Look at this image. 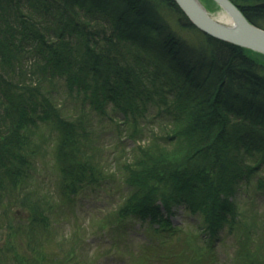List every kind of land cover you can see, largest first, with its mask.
<instances>
[{
    "label": "trees",
    "instance_id": "1",
    "mask_svg": "<svg viewBox=\"0 0 264 264\" xmlns=\"http://www.w3.org/2000/svg\"><path fill=\"white\" fill-rule=\"evenodd\" d=\"M231 1L264 28V0ZM53 79L82 108L114 112L125 138L146 135L116 161L126 190L102 226L139 219L160 264H211L228 234L238 264H264L249 219L254 198H264V54L201 31L175 0H0V228L9 229L0 264L59 263L45 248L50 202L28 182L25 148L43 150L30 149L34 127L58 129L61 199L103 175L83 151L84 119L66 118L43 86ZM153 116L165 122L145 134ZM13 203L28 209L27 221H12ZM179 207L196 227L174 224ZM14 234L31 254L17 250Z\"/></svg>",
    "mask_w": 264,
    "mask_h": 264
},
{
    "label": "rangeland",
    "instance_id": "2",
    "mask_svg": "<svg viewBox=\"0 0 264 264\" xmlns=\"http://www.w3.org/2000/svg\"><path fill=\"white\" fill-rule=\"evenodd\" d=\"M200 1L211 15L216 17L220 11L217 3L215 5L214 0ZM225 22L228 23L229 19ZM25 60L23 61L25 62ZM26 63L29 64L30 60L27 59ZM43 86L59 98L57 101L59 103L56 104H60L66 118L84 119V125L88 133L89 130L91 133L88 135L89 139H82L83 151L103 171L99 182L93 184L92 187L85 184L72 195V201L61 199L62 177L54 161L58 129L51 123L42 122L38 127H34V132L28 135L31 140L30 149L34 142H39L43 149L42 152L37 151L32 155V151L26 152L25 148V153L32 163V167L29 168L32 174L28 178V182L36 190L35 193L43 195L51 205L49 209H46V214L52 219V240H48L45 245L49 257L52 256L49 259L52 260L56 256L58 264H137L141 259L148 264H160L159 256L148 250L143 243L145 229L139 219L130 218L127 222L106 223L105 226H102V216L115 209L117 204L122 201L123 192L126 190V184L116 161L131 157L130 148L135 143L146 140V135L141 134L138 141L125 138L122 131L126 125L120 124L121 121L111 117L114 112L109 110L106 115L101 117L93 109L82 108L75 95H67L64 92V86L57 79H53V82L43 81ZM115 114L122 117L119 112ZM153 117V121L145 124V134L149 129L156 130L163 122V120ZM139 125L141 127L143 123ZM92 145L97 148H92ZM25 186L27 187L28 184L26 183ZM262 201L264 198L260 196L254 198L250 205L254 214H251L249 219L250 221L257 220V224H259L254 234L256 240L254 247L260 249L264 255V203ZM8 213L15 224L27 221L30 216L28 209L22 208L18 203H13ZM172 218L174 224L182 222L187 230L196 227L195 224H192L195 222V218L187 217L181 207L176 209V214ZM117 228L120 233L115 235ZM8 231L9 229L6 227L0 228L1 246L4 245ZM41 236L43 237V235ZM11 237L17 239L18 251L31 252L26 246V236L14 234ZM74 241H77L74 253L66 256L68 255L66 249ZM237 247L238 243H235L232 235L228 234L225 243L217 242L211 264H238L237 260L233 259L237 255ZM262 258L264 257L262 256ZM165 264L168 263L165 262Z\"/></svg>",
    "mask_w": 264,
    "mask_h": 264
},
{
    "label": "water",
    "instance_id": "3",
    "mask_svg": "<svg viewBox=\"0 0 264 264\" xmlns=\"http://www.w3.org/2000/svg\"><path fill=\"white\" fill-rule=\"evenodd\" d=\"M175 1L191 23L201 31L264 54V28L249 21L231 0H214L228 13L230 17L228 23L219 22L200 0ZM259 5L264 6V2Z\"/></svg>",
    "mask_w": 264,
    "mask_h": 264
},
{
    "label": "bare ground",
    "instance_id": "4",
    "mask_svg": "<svg viewBox=\"0 0 264 264\" xmlns=\"http://www.w3.org/2000/svg\"><path fill=\"white\" fill-rule=\"evenodd\" d=\"M213 1V0H212ZM216 5V2L213 1ZM217 7L220 9L219 13L216 15V19L219 21V22H225V21H228V19L230 18L228 13L226 12V10L219 4H217ZM227 23V22H225ZM230 24V23H229Z\"/></svg>",
    "mask_w": 264,
    "mask_h": 264
}]
</instances>
